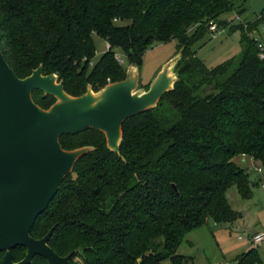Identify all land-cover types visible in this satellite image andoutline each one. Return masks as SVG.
Returning a JSON list of instances; mask_svg holds the SVG:
<instances>
[{"label":"trees","instance_id":"trees-1","mask_svg":"<svg viewBox=\"0 0 264 264\" xmlns=\"http://www.w3.org/2000/svg\"><path fill=\"white\" fill-rule=\"evenodd\" d=\"M230 10L228 0H0V47L14 73L24 78L42 66L71 96L125 78L114 50L138 68L154 43L175 39L179 54L173 88L123 121L118 152L94 128L59 137L65 150L91 149L36 217L32 237L51 229L49 246L71 264L76 257L81 264H181L178 248L189 231L209 219L236 220L227 188L249 198L257 181L233 157L264 168V57L252 35L259 19L229 25L220 16ZM210 22L240 31L241 45L238 56L213 67L192 47ZM95 36L110 45L96 59ZM205 86L210 92L202 95ZM32 95L43 109L55 101L39 90ZM10 253L18 262L26 248ZM257 260L251 248L236 264ZM30 264L48 262L35 255Z\"/></svg>","mask_w":264,"mask_h":264},{"label":"water","instance_id":"water-1","mask_svg":"<svg viewBox=\"0 0 264 264\" xmlns=\"http://www.w3.org/2000/svg\"><path fill=\"white\" fill-rule=\"evenodd\" d=\"M176 55L162 68L147 90L137 87V66L129 64L126 77L107 84L92 95L88 89L70 96L55 73L44 75L42 66L19 78L6 62L0 47V251L2 264H30L35 255L48 264H71L69 256L58 255L48 244L52 230L43 237L30 235L36 217L57 192L60 182L71 172L75 160L91 148L65 150L62 134H76L88 128L104 132L108 147L118 152L123 121L154 107L160 96L173 88ZM42 97L53 95L61 101L49 108L39 107L33 90ZM80 151H77L79 150ZM253 184V183H252ZM173 187L176 189L175 185ZM26 248L25 256L14 262L10 249Z\"/></svg>","mask_w":264,"mask_h":264},{"label":"rangeland","instance_id":"rangeland-1","mask_svg":"<svg viewBox=\"0 0 264 264\" xmlns=\"http://www.w3.org/2000/svg\"><path fill=\"white\" fill-rule=\"evenodd\" d=\"M228 1L231 4V10L222 14L220 19L226 20L229 25L247 23L259 19L256 30L252 32V35L257 36L259 42L264 41V0ZM94 41L96 45V59L104 52L106 43L97 36L94 37ZM175 46L176 40L173 39L165 43H154L145 51L141 66L140 68L137 67L140 80L137 87L133 89V93H138L149 88L148 86L145 89L142 84L152 81L163 64L175 57ZM192 47L207 67H213L240 54V31L230 32L228 27L222 28L217 24L215 31L209 30ZM178 57L179 54H176V58ZM127 66L128 63L125 61L124 67L126 68ZM173 70L174 67L169 69V73L172 75L175 74ZM56 82L58 83V79ZM40 92L42 96L43 92ZM209 92L210 86L200 89V94L202 95ZM90 93L98 96L95 91ZM31 97L33 99L32 93ZM53 97L55 98L53 103L61 101L58 97ZM77 151H80V149ZM233 161L248 171L250 179L253 182L257 181L256 184L251 183L250 185L251 196L245 198L239 193L236 186L228 187L226 198L231 209L237 213L238 217L233 222L221 223L209 219L204 225L189 231L178 248V253L185 257L181 260V264H236V258L245 254L251 248L255 249V255L259 260L251 264H264V241L252 243L250 240L253 234L264 231V187H262V184H264V168L260 180H256V169L261 165H258L254 159L250 158L246 162H242L240 161V156L235 155ZM74 260L78 264H81L79 258L76 257ZM161 264L173 263L169 259H166Z\"/></svg>","mask_w":264,"mask_h":264},{"label":"built area","instance_id":"built-area-1","mask_svg":"<svg viewBox=\"0 0 264 264\" xmlns=\"http://www.w3.org/2000/svg\"><path fill=\"white\" fill-rule=\"evenodd\" d=\"M216 29V24L214 22H210L209 24V30L211 31H215ZM255 41H257L258 43V47H259V57L263 58L264 57V53H263V49H264V43L261 41L259 42V38L257 36H254ZM106 46H105V50H109L110 49V45L109 43L105 42ZM114 58L117 60V62L121 65L125 64V57L124 55L119 52L118 50H114ZM90 65H93V62H90ZM257 172L262 173L263 172V167L259 166L257 169ZM262 187H264V184H262ZM250 240L252 243H261L264 241V231L261 232H257L255 234H253L250 237Z\"/></svg>","mask_w":264,"mask_h":264},{"label":"crops","instance_id":"crops-1","mask_svg":"<svg viewBox=\"0 0 264 264\" xmlns=\"http://www.w3.org/2000/svg\"><path fill=\"white\" fill-rule=\"evenodd\" d=\"M263 43H264V41H262ZM168 61H170V59L168 60ZM168 61H166L164 64H163V66L168 62ZM128 66H129V64H128ZM128 66L125 68L126 69V72L128 71ZM163 66L160 68V70L158 71V73L156 74V76H155V78L158 76V74L161 72V70H162V68H163ZM174 71V70H173ZM126 77V76H125ZM154 78V79H155ZM153 79V80H154ZM139 80H140V78H138V82H139ZM152 80V81H153ZM152 81H150L149 83H151ZM150 85V84H149ZM148 85V86H149ZM250 158L249 157H246V156H240V161H242V162H246L247 160H249ZM256 162V161H255ZM256 163H258V162H256ZM258 165H260L259 163H258ZM261 175H262V173H259V172H257V176H256V180L258 179V180H260V177H261Z\"/></svg>","mask_w":264,"mask_h":264}]
</instances>
